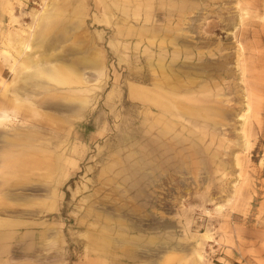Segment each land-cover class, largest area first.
Here are the masks:
<instances>
[{
  "label": "rangeland",
  "instance_id": "rangeland-1",
  "mask_svg": "<svg viewBox=\"0 0 264 264\" xmlns=\"http://www.w3.org/2000/svg\"><path fill=\"white\" fill-rule=\"evenodd\" d=\"M27 38L33 60L100 65L31 92ZM18 84L31 94L12 104ZM8 97L0 252L15 241V264H264V0H0Z\"/></svg>",
  "mask_w": 264,
  "mask_h": 264
},
{
  "label": "bare ground",
  "instance_id": "bare-ground-1",
  "mask_svg": "<svg viewBox=\"0 0 264 264\" xmlns=\"http://www.w3.org/2000/svg\"><path fill=\"white\" fill-rule=\"evenodd\" d=\"M153 28H154V26H153ZM63 39H64L63 36L59 37L57 39L56 43L53 42V40H52V42L50 40V42H48V44L46 46L50 47L52 45L51 47L53 48L56 46L57 43L60 44V42ZM40 40H42V38H40ZM32 41H33V38L32 39L27 38L24 40V42L22 41L23 45L19 48L18 53L23 56V59H22L21 63H19V68L16 70V71H18V75H20L21 73H23V74L25 73L24 71L26 68H33V70L30 69L31 71L25 73L24 76L21 77V78H24L23 81L26 80V82H29L28 83L29 87L33 89V91L31 90V92L37 91L38 89H41V90L46 89L45 91H47L49 93L50 90L53 89L52 88L53 86L50 85L51 83L49 84L43 77L42 78L39 77L40 75H43L44 77L55 82L56 85L66 84L71 79L70 74L74 73V75H77L79 73V71H81V69H82L81 66H84L85 68L90 67L92 69H95L97 66H99L100 62H99L98 58L94 55H91V56L76 55L72 58H69L68 55H65V54L63 55V54H57V53L56 54L49 53L48 55H41L42 57L38 56L37 57L38 60H33L32 57L30 56L29 52H28V49L32 48ZM172 60H173V58H172ZM44 64H50V68L46 67V65H44ZM175 66H177V64ZM23 68H24V70H23ZM165 69H167V68H165ZM78 77H79V74H78ZM81 79H82V77H81ZM93 86H95V85H93ZM19 91H23L24 94H26V95H24L23 97H21L20 95H17L16 92H19ZM23 92H21V93H23ZM27 94L28 95L31 94L30 90H28V88L25 85H19L18 84V86H16V89L14 88V97H13L14 103L16 100L21 101V100H23V98L24 99L29 98ZM50 97H51V95H50ZM62 98H63V96H62ZM46 99H48V97ZM75 99H79L78 101H80V102L84 101L83 98L78 97V96ZM57 105H59V104L57 103ZM49 106H51V104ZM61 107L67 108L68 107V101H65L64 103H62ZM53 108H55V107H53ZM11 116L12 117L15 116V113L11 109H9L5 106H0V121L1 122L8 120L9 117H11Z\"/></svg>",
  "mask_w": 264,
  "mask_h": 264
},
{
  "label": "crops",
  "instance_id": "crops-1",
  "mask_svg": "<svg viewBox=\"0 0 264 264\" xmlns=\"http://www.w3.org/2000/svg\"><path fill=\"white\" fill-rule=\"evenodd\" d=\"M42 37H43V35L42 34H40ZM51 42H52V39H51ZM54 42V41H53ZM62 42V41H61ZM60 42V43H61ZM33 44V43H32ZM59 43H57L56 45H58ZM40 46H43V45H41L40 44ZM52 46V45H51ZM50 46V48H52ZM46 47V46H45ZM80 55H84V54H80ZM98 58V57H97ZM98 60H99V62H100V58H98ZM99 65H100V63H99ZM82 67V69L81 70H83L84 69V66H81ZM10 97H8V98H2V100L0 101V106H5V101L7 100V99H9ZM12 104H14V99H13V97H12ZM38 233H41V230H38ZM15 244V241H10V242H8L7 243V245H8V247L6 248V251H4V254H1V252H0V260H2L3 259V257L2 256H5L6 254H11V252L13 251V247H11L12 245H14ZM42 244V248H45L44 247V243L42 242L41 243ZM11 256H12V258H10V259H8L7 261H8V263L9 264H15V260H16V258H15V250L13 251V253L11 254ZM1 262L2 261H0V264H1ZM2 264H4V263H2ZM40 264H45L44 262H42V263H40Z\"/></svg>",
  "mask_w": 264,
  "mask_h": 264
}]
</instances>
